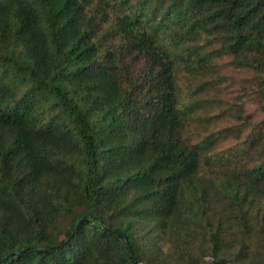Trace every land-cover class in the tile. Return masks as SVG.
Returning <instances> with one entry per match:
<instances>
[{
  "label": "trees",
  "instance_id": "16d2710c",
  "mask_svg": "<svg viewBox=\"0 0 264 264\" xmlns=\"http://www.w3.org/2000/svg\"><path fill=\"white\" fill-rule=\"evenodd\" d=\"M216 262L264 264V0H0V264Z\"/></svg>",
  "mask_w": 264,
  "mask_h": 264
},
{
  "label": "rangeland",
  "instance_id": "374dc122",
  "mask_svg": "<svg viewBox=\"0 0 264 264\" xmlns=\"http://www.w3.org/2000/svg\"><path fill=\"white\" fill-rule=\"evenodd\" d=\"M237 75H238V74H236V76H237ZM239 75L241 76L240 73H239ZM247 109H248V111L254 112V111L256 110V106H255V104L249 102V103L247 104ZM257 116H258V117H262L263 114L258 113Z\"/></svg>",
  "mask_w": 264,
  "mask_h": 264
},
{
  "label": "water",
  "instance_id": "95a60500",
  "mask_svg": "<svg viewBox=\"0 0 264 264\" xmlns=\"http://www.w3.org/2000/svg\"><path fill=\"white\" fill-rule=\"evenodd\" d=\"M81 222V221H80ZM130 251H131V254L133 255V251H132V249H130ZM223 262H216V263H213V264H222Z\"/></svg>",
  "mask_w": 264,
  "mask_h": 264
}]
</instances>
